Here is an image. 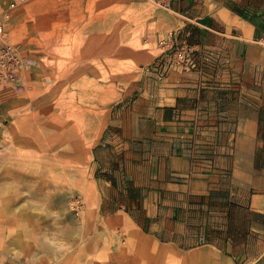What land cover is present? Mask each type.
<instances>
[{
  "label": "crops",
  "instance_id": "0c3cea01",
  "mask_svg": "<svg viewBox=\"0 0 264 264\" xmlns=\"http://www.w3.org/2000/svg\"><path fill=\"white\" fill-rule=\"evenodd\" d=\"M8 5L0 25L7 11L14 46ZM153 17L154 38L174 35L195 66L163 70L161 49L134 50L137 93L111 113L94 147L124 188L123 204L145 221L118 212L110 226H81L69 259L264 264V0H174ZM30 70L24 60L19 82ZM22 249L23 264L47 263L42 245Z\"/></svg>",
  "mask_w": 264,
  "mask_h": 264
},
{
  "label": "rangeland",
  "instance_id": "374dc122",
  "mask_svg": "<svg viewBox=\"0 0 264 264\" xmlns=\"http://www.w3.org/2000/svg\"><path fill=\"white\" fill-rule=\"evenodd\" d=\"M157 10L151 0H31L10 10L8 40L31 70L24 84L0 90V264H23L29 243L42 245L46 264H72L81 226H110L118 212L145 221L123 204L124 188L94 147L137 93L134 50L160 52Z\"/></svg>",
  "mask_w": 264,
  "mask_h": 264
},
{
  "label": "built area",
  "instance_id": "2783aa9c",
  "mask_svg": "<svg viewBox=\"0 0 264 264\" xmlns=\"http://www.w3.org/2000/svg\"><path fill=\"white\" fill-rule=\"evenodd\" d=\"M31 0H12L8 5V11L17 6L24 5ZM154 6L161 10H166L174 0H151ZM9 19L8 12L2 14V23L0 25V88L15 86L19 82V72L24 65V60L19 51L14 46L8 44L5 39L4 28ZM159 48L165 55L162 63V69H181L188 70L193 68L194 62L191 59L189 47L181 42L179 43L174 35L168 39L159 41ZM72 210L77 216L83 211V205L79 198L72 200Z\"/></svg>",
  "mask_w": 264,
  "mask_h": 264
},
{
  "label": "bare ground",
  "instance_id": "6f19581e",
  "mask_svg": "<svg viewBox=\"0 0 264 264\" xmlns=\"http://www.w3.org/2000/svg\"><path fill=\"white\" fill-rule=\"evenodd\" d=\"M66 27V26H65ZM65 32V31H64ZM55 40V39H54ZM57 46H59V45H57ZM73 72V71H72ZM66 118V117H65ZM67 118H70V117H67ZM90 148V147H89Z\"/></svg>",
  "mask_w": 264,
  "mask_h": 264
}]
</instances>
